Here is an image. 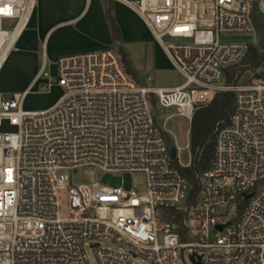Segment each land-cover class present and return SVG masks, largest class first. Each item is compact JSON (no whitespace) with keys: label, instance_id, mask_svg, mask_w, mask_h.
Returning a JSON list of instances; mask_svg holds the SVG:
<instances>
[{"label":"built area","instance_id":"1","mask_svg":"<svg viewBox=\"0 0 264 264\" xmlns=\"http://www.w3.org/2000/svg\"><path fill=\"white\" fill-rule=\"evenodd\" d=\"M109 1L145 22L184 82L142 85L109 46L54 62L44 56L30 87L0 98V264H91L87 247L97 264H264V58L245 70L247 81L226 82L250 45L264 54L251 18L256 2L260 23L264 0ZM38 2L0 0V72ZM226 34L258 39L224 44ZM54 88V104L25 108L31 93ZM223 92L234 93V106L217 123L213 162L197 175L194 196L181 173L194 154L188 165L172 158L153 99L192 118ZM86 165L124 181L72 185L69 171ZM136 171L147 176L143 190L133 187Z\"/></svg>","mask_w":264,"mask_h":264},{"label":"rangeland","instance_id":"2","mask_svg":"<svg viewBox=\"0 0 264 264\" xmlns=\"http://www.w3.org/2000/svg\"><path fill=\"white\" fill-rule=\"evenodd\" d=\"M99 1L102 5L104 4V0ZM121 13L124 20V22L122 20V23L119 20V17L122 19ZM113 15L116 17L117 24L121 29V40H115L110 46L116 48L117 50L119 47H122L128 54L132 62L133 73H131V76L133 78H135L142 85L152 87L174 86L184 82V77L170 65L166 58H159L158 46L155 40L137 16L121 6H118V9L113 10ZM258 17L260 23L264 24V17L260 12H258ZM8 28H10V26ZM257 39L258 37L253 34H226L221 37V41L224 44L254 43V40ZM19 70L23 73L19 74H27L25 69ZM19 70L17 71L20 72ZM236 75H240V82H245L248 80L249 73L242 71V69H238ZM10 86L17 85L13 83L10 84ZM14 92L15 91L12 90H1L0 98H5L9 94L12 95ZM60 95L61 92L59 89H53L50 92L44 93H31L26 99L25 108L28 110L45 109L51 106ZM207 105L208 104L200 105L195 112ZM153 106L154 113L165 131L171 146L176 145L177 147V162L183 165H188L192 160V151L190 146L192 118L181 115L176 108L161 110L157 107V105ZM69 176L72 185L100 182L102 185L116 186L118 184H122L124 181V173L105 171L93 165L73 168L69 171ZM146 180L147 176L145 172H132V183L134 189L143 190L146 186ZM61 201L62 212L65 216L68 213L67 195H63ZM102 245L105 248H110L116 251L120 248L117 244L108 240L103 241ZM87 253L91 264H97V258L93 250L87 247ZM135 262L138 264H150L148 261L141 258L136 259ZM186 262L188 264H193L190 260H186Z\"/></svg>","mask_w":264,"mask_h":264},{"label":"crops","instance_id":"3","mask_svg":"<svg viewBox=\"0 0 264 264\" xmlns=\"http://www.w3.org/2000/svg\"><path fill=\"white\" fill-rule=\"evenodd\" d=\"M108 1L104 0L102 5L99 0H39L29 27L19 38L0 72V89L14 93L26 90L32 85L44 56L54 62L62 56L94 51L113 44L115 40L106 16ZM112 3L114 9L121 6L133 13L149 30L135 12L121 3ZM119 20L122 23L123 18L119 17ZM155 42L159 58L164 57L170 63L164 49ZM19 69H25L27 74L22 75ZM13 83L17 86H10ZM181 84L156 87L171 89Z\"/></svg>","mask_w":264,"mask_h":264},{"label":"trees","instance_id":"4","mask_svg":"<svg viewBox=\"0 0 264 264\" xmlns=\"http://www.w3.org/2000/svg\"><path fill=\"white\" fill-rule=\"evenodd\" d=\"M114 6L112 1L107 2L106 16L110 22L112 35L114 40H121V29L117 24L116 18L113 15ZM118 52L122 58L127 72L133 73L132 62L128 54L122 47H119ZM264 58L260 45H250L249 51L242 61V66L231 67L227 69V83H233L238 69L245 71L249 68H258ZM135 79V78H134ZM153 105H156L153 99ZM234 106V93L223 92L216 97L205 107L195 112L191 121L190 145L194 154L192 164L188 167H182L181 173L192 184V194L195 196L200 189V181L197 177L210 167L213 162L216 135L215 129L218 122L226 121ZM168 144L171 146L168 137ZM199 150V152H197ZM197 153V154H196Z\"/></svg>","mask_w":264,"mask_h":264},{"label":"water","instance_id":"5","mask_svg":"<svg viewBox=\"0 0 264 264\" xmlns=\"http://www.w3.org/2000/svg\"><path fill=\"white\" fill-rule=\"evenodd\" d=\"M251 18H252V21H253L254 25L256 26V28L259 31V34H260V37H261V42H262V45L264 47V29H263L262 25L259 23L258 18H257L256 2L253 3V9H252V12H251ZM170 150H171L172 158L176 159L177 158V154H178L176 145H172L170 147ZM219 228L222 229L223 226H219ZM193 258H194V255H192V259ZM196 264H198V263H196Z\"/></svg>","mask_w":264,"mask_h":264}]
</instances>
